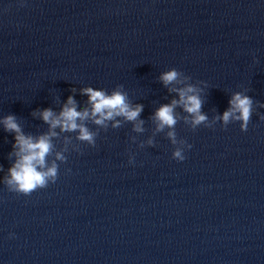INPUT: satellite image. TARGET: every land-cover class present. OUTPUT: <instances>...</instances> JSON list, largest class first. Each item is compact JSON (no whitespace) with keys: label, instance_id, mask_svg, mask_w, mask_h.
Here are the masks:
<instances>
[{"label":"clouds","instance_id":"9594fccd","mask_svg":"<svg viewBox=\"0 0 264 264\" xmlns=\"http://www.w3.org/2000/svg\"><path fill=\"white\" fill-rule=\"evenodd\" d=\"M160 81L167 87L169 85H182L190 76L183 72L171 68L163 72ZM122 85H117L116 89L107 94L105 90H96L92 87L81 89V94L88 97L91 109L77 111L76 102L72 96H69L67 102L63 105L59 114L53 112L50 108L39 111L40 118L50 126V131L46 135L34 138L31 135H25L14 115H7L0 120L4 131L15 133V143L13 144L16 159L13 165L8 169V175L3 183L9 192L30 195L32 192L46 188L50 183H55L58 178L59 164L67 160V156L62 152H56L55 160L49 165L47 157L52 153V137L56 136L55 131L59 127L61 131L76 132L79 135L77 139L89 146H95L98 132L90 131L83 123L91 120L95 125L107 129L109 121H113L112 127H121V122L116 119L122 117L127 122L133 123V131L142 133L144 131V121L140 120V114L143 111V105L133 106L129 103L127 94L120 89ZM170 92H176L179 99H173L170 104L161 105L153 114L152 119L156 124V132H161L168 128L167 139L174 146L172 159L183 161L184 152L192 147L184 139H178L175 126L178 123L175 108L183 107L188 116L184 117V122L192 130L199 126L212 127L208 116L202 112L203 101L199 95V90L192 84H185L183 87L169 88ZM37 115V113H33ZM253 115V100L243 92H235L229 100V108L222 115L214 117L215 122H221L222 127H227L230 123L239 122L241 131H247L249 122ZM264 119V116H261ZM134 139V138H133ZM154 146V139L149 138L146 142H141L140 147ZM134 162V157L129 156V163Z\"/></svg>","mask_w":264,"mask_h":264}]
</instances>
